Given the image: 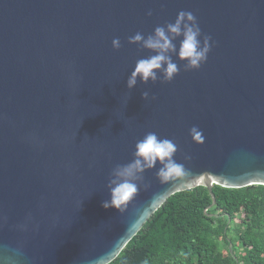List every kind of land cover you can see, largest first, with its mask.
Wrapping results in <instances>:
<instances>
[{
	"label": "water",
	"instance_id": "1",
	"mask_svg": "<svg viewBox=\"0 0 264 264\" xmlns=\"http://www.w3.org/2000/svg\"><path fill=\"white\" fill-rule=\"evenodd\" d=\"M180 11L211 37L207 60L169 53L170 82L129 90L155 53L128 38ZM149 132L187 175L162 183L157 163L123 213L104 208ZM214 185H264V0H0V264H110L170 196L204 186L213 206Z\"/></svg>",
	"mask_w": 264,
	"mask_h": 264
},
{
	"label": "trees",
	"instance_id": "2",
	"mask_svg": "<svg viewBox=\"0 0 264 264\" xmlns=\"http://www.w3.org/2000/svg\"><path fill=\"white\" fill-rule=\"evenodd\" d=\"M213 190L170 196L110 264H264V185Z\"/></svg>",
	"mask_w": 264,
	"mask_h": 264
},
{
	"label": "clouds",
	"instance_id": "3",
	"mask_svg": "<svg viewBox=\"0 0 264 264\" xmlns=\"http://www.w3.org/2000/svg\"><path fill=\"white\" fill-rule=\"evenodd\" d=\"M148 15H151L150 11ZM177 38H181L178 49L173 42ZM210 39L209 36H203L201 40V29L196 17L188 11H180L174 23L157 26L147 37L140 32L130 36L129 44L139 45L155 54L136 61L134 70L127 79L128 89H132L138 79L144 84L149 81L155 83L158 79L161 82H170L178 74L179 68L169 53H176L186 62L185 70L198 69L207 60ZM112 47L120 49L119 38L112 40ZM142 98L148 99L149 92L144 91ZM194 132L198 133L197 140L203 143L202 134L195 127L190 130V134ZM176 152L177 147L173 141L167 138L161 139L154 132L147 133L143 139L136 142L134 159L127 164H117L111 170L107 184L110 198L103 202V207L115 208L123 213L140 186L148 187L144 184L143 174L147 170L154 169L157 163L161 166L155 174L162 183L187 175L184 165L174 159ZM184 159L189 161L191 156L185 154Z\"/></svg>",
	"mask_w": 264,
	"mask_h": 264
},
{
	"label": "rangeland",
	"instance_id": "4",
	"mask_svg": "<svg viewBox=\"0 0 264 264\" xmlns=\"http://www.w3.org/2000/svg\"><path fill=\"white\" fill-rule=\"evenodd\" d=\"M240 250H241V246H237V251L239 252Z\"/></svg>",
	"mask_w": 264,
	"mask_h": 264
}]
</instances>
